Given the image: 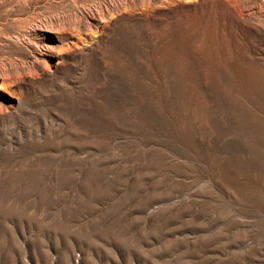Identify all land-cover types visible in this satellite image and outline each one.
<instances>
[{
  "label": "rangeland",
  "instance_id": "374dc122",
  "mask_svg": "<svg viewBox=\"0 0 264 264\" xmlns=\"http://www.w3.org/2000/svg\"><path fill=\"white\" fill-rule=\"evenodd\" d=\"M0 18V264H264V0Z\"/></svg>",
  "mask_w": 264,
  "mask_h": 264
},
{
  "label": "bare ground",
  "instance_id": "6f19581e",
  "mask_svg": "<svg viewBox=\"0 0 264 264\" xmlns=\"http://www.w3.org/2000/svg\"><path fill=\"white\" fill-rule=\"evenodd\" d=\"M25 3H27V1L25 2ZM37 3V2H36ZM19 4H20V2H19ZM27 6V5H26ZM36 7V6H35ZM34 7V8H35ZM33 8V9H34ZM37 8V7H36ZM25 10H26V8H25ZM23 11V10H22ZM21 11V12H22ZM34 12H36L35 10H34ZM38 15H40V14H38ZM35 16V15H34ZM34 16L32 15L31 17L32 18H34ZM60 16H62V15H60V14H57V15H55V17H56V19H57V22H59V17ZM72 16L73 17H75L76 19L77 18H79L80 16L78 15V12H77V14L76 13H73L72 14ZM26 17V16H25ZM29 17H27V19H28ZM74 18V19H75ZM81 18V17H80ZM105 18V15L103 14V13H98V15H86L85 16V19H84V23H87V24H89V25H95L96 27H99V26H103V22H104V19ZM1 19V18H0ZM5 19V18H4ZM3 19V20H4ZM26 19V20H27ZM46 18L45 17H42V15H41V17L40 16H35V18H34V20H38L37 22H34V23H32V24H30V25H28V23H24V22H28V21H23V23L24 24H22V25H19L18 27H17V29L15 30V28L13 29V33L15 34V35H22V31H29L30 33H32V34H35V35H38V34H40V35H45V34H47V29H45L46 27H45V25H44V22L46 21L45 20ZM75 19V20H76ZM80 21H81V19H80ZM9 27V26H8ZM7 26H6V28L5 29H7L8 28ZM12 27H14V26H12ZM11 27V28H12ZM16 27V26H15ZM10 30V29H9ZM11 31V30H10ZM7 32H8V29H7ZM50 32V31H49ZM55 33V32H54ZM10 34V33H9ZM8 33L6 34V32H4V30H0V38H2V39H0L1 41H3L4 43L5 42H7L8 41V39H6L5 37H4V35H9ZM12 35V34H11ZM11 35L8 37V38H13V37H11ZM4 37V38H3ZM15 37V36H14ZM4 39V40H3ZM11 40V39H10ZM18 44V43H17ZM20 44V43H19ZM22 44V43H21ZM21 46V45H20ZM23 46V45H22ZM25 46H26V44H25ZM35 54V53H34ZM34 56V55H33ZM5 93V92H9L8 90H7V84L5 83V82H3V81H1L0 80V93Z\"/></svg>",
  "mask_w": 264,
  "mask_h": 264
}]
</instances>
